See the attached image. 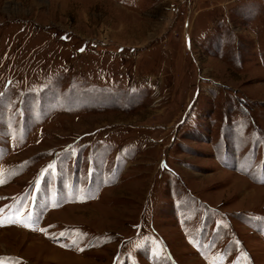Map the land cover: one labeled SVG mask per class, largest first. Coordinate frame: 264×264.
I'll list each match as a JSON object with an SVG mask.
<instances>
[{
  "label": "rangeland",
  "instance_id": "obj_1",
  "mask_svg": "<svg viewBox=\"0 0 264 264\" xmlns=\"http://www.w3.org/2000/svg\"><path fill=\"white\" fill-rule=\"evenodd\" d=\"M0 264H264V3L0 0Z\"/></svg>",
  "mask_w": 264,
  "mask_h": 264
},
{
  "label": "crops",
  "instance_id": "obj_2",
  "mask_svg": "<svg viewBox=\"0 0 264 264\" xmlns=\"http://www.w3.org/2000/svg\"><path fill=\"white\" fill-rule=\"evenodd\" d=\"M260 1H262L264 3V0H260Z\"/></svg>",
  "mask_w": 264,
  "mask_h": 264
}]
</instances>
